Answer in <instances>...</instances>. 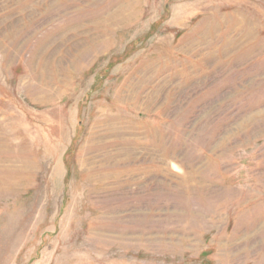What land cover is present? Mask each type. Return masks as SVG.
<instances>
[{"label": "rangeland", "instance_id": "374dc122", "mask_svg": "<svg viewBox=\"0 0 264 264\" xmlns=\"http://www.w3.org/2000/svg\"><path fill=\"white\" fill-rule=\"evenodd\" d=\"M0 264H264V0H0Z\"/></svg>", "mask_w": 264, "mask_h": 264}]
</instances>
